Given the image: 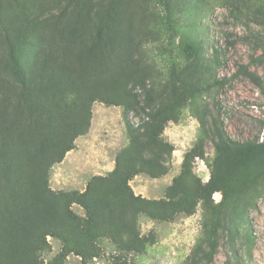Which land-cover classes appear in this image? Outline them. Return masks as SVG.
Segmentation results:
<instances>
[{"label": "rangeland", "instance_id": "374dc122", "mask_svg": "<svg viewBox=\"0 0 264 264\" xmlns=\"http://www.w3.org/2000/svg\"><path fill=\"white\" fill-rule=\"evenodd\" d=\"M191 43L201 44L199 57L183 51ZM48 57V67L73 88L75 113L88 117L90 110L88 131L51 169L56 191H84L91 178L115 169L117 155L133 141L124 105L102 100V91L115 98L137 94L142 104L148 95L154 103L172 96L173 119L162 134L174 148L166 154L168 171L160 177L141 172L129 182L147 199L171 200L170 187L182 176V194L173 201L185 207L191 191L214 172L219 132L230 141H264V0H0V84L17 68ZM222 78L225 84L215 82ZM130 119L140 123L133 112ZM212 200H196L192 213L176 210L165 219L141 215L144 251H122L103 237L102 255L86 264H186L197 245L208 247L212 220L234 208L246 218L251 239L233 240L223 231L206 264L233 263L235 249L240 264H264V167L239 170ZM74 210L85 215L78 205ZM48 242L39 256L56 264L63 242L51 236ZM62 262L83 260L71 253Z\"/></svg>", "mask_w": 264, "mask_h": 264}, {"label": "trees", "instance_id": "16d2710c", "mask_svg": "<svg viewBox=\"0 0 264 264\" xmlns=\"http://www.w3.org/2000/svg\"><path fill=\"white\" fill-rule=\"evenodd\" d=\"M183 51L199 57L202 46L184 44ZM49 60L41 58L28 68L19 67L14 78L0 84V264H54L39 256L49 247V236L63 242L62 258L73 253L82 258V264L102 255L103 237L110 238L122 251L142 252L146 239L139 231L141 215L165 219L176 210L192 213L196 200L213 202V194L223 192L239 170L252 164L264 167V141L258 136L230 141L225 132H219L214 172L209 181L199 182L191 191L185 207L173 201L182 194V176L176 177L170 187L171 200L135 195L129 182L136 174L146 172L160 177L168 171L166 154L174 148L162 139V134L173 119L172 96L166 102L154 103L148 95V101L142 104L137 94L115 98L102 91V100L124 105L133 141L117 155L115 169L91 178L84 191H56L50 185L51 169L73 148L75 139L88 131L90 110L88 117L75 113L70 97L73 88L66 85L60 72H54L53 66L48 67ZM214 62L220 65L218 56ZM243 72L258 82L257 74L246 67ZM225 80L215 82L225 84ZM192 89L200 87L193 85ZM132 112L140 118L137 125L130 119ZM205 120H201L203 126ZM140 134L145 141H141ZM74 205L82 207L85 215L78 214ZM238 212L236 208L221 211L206 228L208 247L197 245L186 264L212 262L223 231L233 240L249 241L248 222ZM234 256L236 260L226 264H240L238 249ZM62 258L56 264H65Z\"/></svg>", "mask_w": 264, "mask_h": 264}]
</instances>
